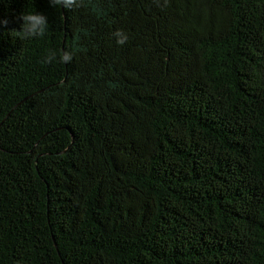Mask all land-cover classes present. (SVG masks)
I'll return each instance as SVG.
<instances>
[{"label":"trees","instance_id":"16d2710c","mask_svg":"<svg viewBox=\"0 0 264 264\" xmlns=\"http://www.w3.org/2000/svg\"><path fill=\"white\" fill-rule=\"evenodd\" d=\"M25 11L45 37L11 35ZM3 20L0 264H264V0H0Z\"/></svg>","mask_w":264,"mask_h":264},{"label":"clouds","instance_id":"9594fccd","mask_svg":"<svg viewBox=\"0 0 264 264\" xmlns=\"http://www.w3.org/2000/svg\"><path fill=\"white\" fill-rule=\"evenodd\" d=\"M51 5L56 8H63L69 11L73 9H79L85 7V0H50ZM167 0H164V5L159 3L157 0V6H166ZM20 19L23 21L21 30H13L11 35L20 41H31L33 39L43 38L46 36L50 29V23L48 17L37 11H25ZM3 25H7L8 21H0ZM116 38L118 45L123 46L129 40V35L122 29L117 30L113 34ZM78 49L74 46L71 49H62L58 55L55 49H49L46 55L43 57L41 63L45 65H50L53 62L59 60L62 64H71L74 58V52Z\"/></svg>","mask_w":264,"mask_h":264}]
</instances>
